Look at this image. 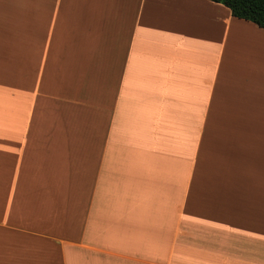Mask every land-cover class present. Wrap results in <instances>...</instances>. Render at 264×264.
Listing matches in <instances>:
<instances>
[{
    "label": "crops",
    "instance_id": "crops-1",
    "mask_svg": "<svg viewBox=\"0 0 264 264\" xmlns=\"http://www.w3.org/2000/svg\"><path fill=\"white\" fill-rule=\"evenodd\" d=\"M0 264H264V29L0 0Z\"/></svg>",
    "mask_w": 264,
    "mask_h": 264
},
{
    "label": "trees",
    "instance_id": "trees-1",
    "mask_svg": "<svg viewBox=\"0 0 264 264\" xmlns=\"http://www.w3.org/2000/svg\"><path fill=\"white\" fill-rule=\"evenodd\" d=\"M227 7L232 16L248 20L264 29V0H210Z\"/></svg>",
    "mask_w": 264,
    "mask_h": 264
}]
</instances>
